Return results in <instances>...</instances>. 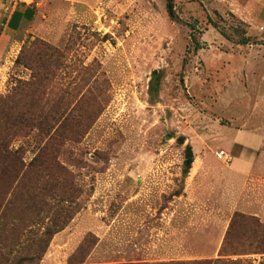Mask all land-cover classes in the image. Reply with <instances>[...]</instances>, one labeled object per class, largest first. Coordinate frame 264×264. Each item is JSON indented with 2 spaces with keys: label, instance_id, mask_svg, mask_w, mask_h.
<instances>
[{
  "label": "rangeland",
  "instance_id": "1",
  "mask_svg": "<svg viewBox=\"0 0 264 264\" xmlns=\"http://www.w3.org/2000/svg\"><path fill=\"white\" fill-rule=\"evenodd\" d=\"M25 1L36 9L30 33L7 34L0 16V100L11 96L15 106L0 105V142L15 172L50 141L39 129L18 134L25 99L14 94L17 81L42 80L64 129L52 133L58 182L41 163L33 197L0 177V205L10 203L0 207L6 264L32 255L42 217L61 224L72 214L39 264H264V245L246 237L239 248L247 254L221 255L235 213L264 224V183L233 174L214 145L221 126L264 130V31L211 0H174L175 20L166 0ZM14 3L0 0V13ZM44 53L49 76L38 66ZM188 144L195 160L185 175ZM64 185L73 190L63 194ZM30 215L38 223L26 230Z\"/></svg>",
  "mask_w": 264,
  "mask_h": 264
},
{
  "label": "trees",
  "instance_id": "2",
  "mask_svg": "<svg viewBox=\"0 0 264 264\" xmlns=\"http://www.w3.org/2000/svg\"><path fill=\"white\" fill-rule=\"evenodd\" d=\"M166 8H167L169 17L172 20H175L177 16L175 13L174 0H166ZM241 43L248 44L247 40H244ZM49 55L50 54L44 53V58H42V56H38V61H39L38 66L40 67L39 65L40 63L44 65V74L46 76H49V73H50L48 62L50 61L51 57H49ZM21 57H22V54L18 58L16 64H20ZM36 59L37 57L33 60V63H35ZM26 66L31 67L29 66V64H27ZM155 76H157V74H155ZM36 78L37 77L34 76V80L33 81L31 80L28 82L17 81L18 86L14 90L15 96L20 94L21 103H22V96L25 99V102H24L25 105L23 107V110L20 113L21 122H20V127H19L20 129L18 130V134H20L23 137H26V136L31 135L35 129H39L40 135L41 136L47 135L48 137H50L49 140L51 142L48 141L47 144L41 148L38 155L29 164L25 162L24 157L18 160L16 172L14 170V164L11 165L10 163V159L12 155L9 153L10 151L8 150V146H9L8 142L5 139L2 142H0V177L7 175L9 178H11L10 176H12L13 182L15 180L18 181L17 189L19 190L20 188H25L26 190L25 193L27 194L30 193L29 195L31 197L34 196L32 194H35L37 192L36 191L37 181L36 179H33L34 178L33 176H34L35 169L38 163H41L43 171L48 173L50 181L58 182V178L54 177L50 171V169L52 168V164L56 158L55 156L56 152H55L54 147L52 146L54 139L52 140V138H53V135L58 132V130L62 128L64 129V123L59 122L60 123L59 125V123L55 122L56 114L54 113L53 106L50 109L49 103L44 102L45 99L46 101H49V99L47 97L45 98L47 94L46 92L42 91L43 87L40 83L42 80L36 79ZM44 81H48L47 77L44 78ZM3 99L4 100H0V105L3 107H8L9 112L12 113L11 107L15 108V106H14V103H12L11 96L7 98H3ZM38 103L40 105H37ZM103 108L101 109V111H103ZM64 113L65 111H63V114ZM12 118L14 120V116ZM52 122L53 123L55 122V123L53 124ZM57 125H59V127L56 130V132L52 135L53 130L57 127ZM91 126H92L91 123H87L84 125L85 133H87V131L91 128ZM64 135L65 133L62 131L59 132L58 134L59 137H64ZM185 141H186L185 137H180L178 139V142L181 145H184ZM58 149H60V146ZM185 155H186V160H185L184 173L185 175H187L190 172V169L192 167V163H190V161L194 162L195 160L193 149L190 144L186 146ZM64 181H67V179H65ZM11 184H12V179H10L9 187L11 186ZM9 190H10V193L14 194L15 192L14 184ZM72 190L71 188H67L65 185L64 187H62L63 194L64 193L66 194L67 193L66 191H72ZM32 191H34V193ZM27 194L25 195V199H24L25 204L27 202L26 199H29L30 202L33 199L27 196ZM9 204H10L9 202L5 201L1 203L0 207H2L4 210L6 208H8L9 210V207H10ZM32 210L33 208H31L30 206H27V205L24 206L25 212L31 213ZM38 217L41 218L40 216ZM48 218L50 217L48 216L42 217L43 219L42 221L44 222V225H46L44 227V231L42 235H40L39 233H36L35 238L34 237L29 238L30 240H32L30 241L28 245L30 247V251L32 252V255L24 256L22 260L18 259L17 261L12 262L11 264H39L41 259L46 254L49 244L52 241L53 237L57 233L61 232L69 224V222L73 219V214L71 215L69 219L64 220L61 224H59L58 222L56 224H54L53 222H51V224H45V221ZM57 220L58 218L55 219V222ZM50 221H53V218L52 219L50 218ZM37 223L38 222L34 219V216L30 215L28 222L24 224V228L26 230L31 229L32 226ZM242 237L249 238L250 241L252 242H255V243L257 242L258 244L264 245V224L261 223L256 217L247 216L239 212L235 213V215L232 218L229 230L227 232L225 242H224V245L221 251V255L228 256V255L247 254L248 253L247 251L239 248L241 246L240 239ZM256 253H260V252H256ZM261 253H264V249L261 250ZM4 256L5 255L3 254V251L1 249L0 250V261H1L0 264H3L2 262H4V259H5L4 264L10 261L9 257L5 258ZM216 262L223 263V264L225 263L223 260H217ZM193 264H213V262L212 261H200V262H195Z\"/></svg>",
  "mask_w": 264,
  "mask_h": 264
},
{
  "label": "crops",
  "instance_id": "3",
  "mask_svg": "<svg viewBox=\"0 0 264 264\" xmlns=\"http://www.w3.org/2000/svg\"><path fill=\"white\" fill-rule=\"evenodd\" d=\"M218 8H226L242 21L250 25V31H264V0H211ZM41 3L36 4L39 6ZM8 8L0 16L2 26L7 34L20 36L30 33L29 23L36 16V9L31 2L15 0L12 12L7 15ZM264 40V38H261ZM18 43V42H17ZM220 136L216 137L214 145L218 150L229 155L228 166L232 173L241 176L243 180L260 181L264 183V130L257 124L240 127L221 126ZM223 145V147H222ZM192 169V167H191ZM190 169V170H191ZM198 171V170H197ZM261 184L260 186H262ZM264 186V185H263ZM260 187L257 190H263ZM256 209V207H253Z\"/></svg>",
  "mask_w": 264,
  "mask_h": 264
},
{
  "label": "built area",
  "instance_id": "4",
  "mask_svg": "<svg viewBox=\"0 0 264 264\" xmlns=\"http://www.w3.org/2000/svg\"><path fill=\"white\" fill-rule=\"evenodd\" d=\"M218 158L229 161V155H227L224 151H220L217 154Z\"/></svg>",
  "mask_w": 264,
  "mask_h": 264
},
{
  "label": "water",
  "instance_id": "5",
  "mask_svg": "<svg viewBox=\"0 0 264 264\" xmlns=\"http://www.w3.org/2000/svg\"><path fill=\"white\" fill-rule=\"evenodd\" d=\"M190 163H193L192 161H190Z\"/></svg>",
  "mask_w": 264,
  "mask_h": 264
}]
</instances>
